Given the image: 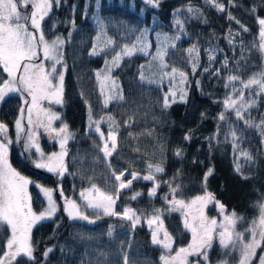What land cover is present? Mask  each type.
<instances>
[{
	"label": "trees",
	"instance_id": "trees-1",
	"mask_svg": "<svg viewBox=\"0 0 264 264\" xmlns=\"http://www.w3.org/2000/svg\"><path fill=\"white\" fill-rule=\"evenodd\" d=\"M260 15L264 0H52L41 28L45 39L64 41L62 103L55 107L56 124L67 126L69 138L65 171L58 175L31 164L19 143L8 137L10 127L9 163L19 173L73 198L90 184L103 188L112 183V172L143 173L148 162L163 171L155 175L158 187L151 197L150 181L141 178L118 189L117 207L128 206L139 217L132 228L114 215H86L91 220L74 222L57 198L55 214L32 226L34 259L18 256L9 264H93L97 254L109 258L116 254L115 243L122 236L126 241L128 233L127 250L137 253V264H160L161 249L150 242L143 218L157 215L173 248L185 246L190 238L178 212L168 207L173 188L178 198L204 191L213 194L215 199L205 206L208 214L216 215L215 206L225 215L235 213V231L250 236L248 230L264 204V91L256 85L244 88L241 81L246 84L264 75ZM165 37L179 39L165 41ZM125 46L131 55H124ZM158 49L166 50L162 59H154ZM118 54L119 61L113 63ZM170 92L176 93L175 100L170 98L165 108L164 97ZM241 92L244 100H253L238 119L225 101L239 100ZM182 93L186 102L180 100ZM20 103L17 94L6 95L0 101V123L9 125ZM220 114L226 119L220 120ZM92 127H98L103 137L110 132L116 136L107 162ZM210 168L212 174L205 180ZM28 189L31 205L42 208L37 188L30 183ZM10 238V227L0 225V256ZM49 248L52 251L45 256ZM260 251L256 250L253 264ZM206 254L210 264L228 258L216 242Z\"/></svg>",
	"mask_w": 264,
	"mask_h": 264
},
{
	"label": "snow or ice",
	"instance_id": "snow-or-ice-1",
	"mask_svg": "<svg viewBox=\"0 0 264 264\" xmlns=\"http://www.w3.org/2000/svg\"><path fill=\"white\" fill-rule=\"evenodd\" d=\"M58 3L59 0H56ZM152 2V0H149ZM215 3V0H213ZM31 6V12H22L20 9L28 8ZM52 6V0H0V70L7 74L8 79H0V101H3L5 96L9 93L27 94L30 97L29 100H25V104L29 105L26 108L28 114V124L33 123V110L35 109L36 118L38 123H42V118L47 119L48 123L44 125L47 129H51L52 132H56V135L60 139V153H53L51 156L44 157L43 153L40 154L39 161L35 163V167L38 169H47L49 172H55L58 175H63L65 166L63 158L66 155L64 151V145L68 139L67 126L59 129L51 127L52 121L58 120L59 116L53 113L50 109H44L40 106L41 101H49V103H62V93L64 84V74L60 70L65 67L61 49L64 41L57 37L56 40L51 42L45 40L43 30L41 28V21L48 15ZM220 11L224 10L222 4L215 5ZM261 26L260 37L264 40V18L258 20ZM177 27L182 31V25L179 20L176 21ZM170 39H179V37H165V41ZM174 47V45H172ZM193 49H189L191 53ZM42 52V57L40 53ZM124 55H131V49L127 46L123 49ZM93 54L96 53V49H93ZM166 54L165 49H158L154 59H162ZM120 55L114 57L113 63L119 61ZM45 61L49 62L47 65ZM176 69H172V73H176ZM193 72H195V64L193 66ZM99 75V74H98ZM180 77L185 78V73L180 72ZM231 79H236L232 77ZM244 88L258 86L264 91V75L259 79L252 78L246 84L243 83ZM176 93L170 92V95L164 97V107H169V99L175 100ZM180 100L186 102V94L180 95ZM244 96L242 92L239 94V102L234 99H228L225 101L226 107L232 108L236 112L238 119H243L241 114L244 105ZM252 105L249 104L248 107ZM25 109H22L23 112ZM204 115L203 113L201 114ZM220 120H225L224 114H220ZM247 123V121H246ZM264 125V122H262ZM16 128L19 131L21 128V120L16 121ZM97 131L99 128L97 127ZM0 133H5L3 139H0V225L10 227L11 238L7 240V250L0 256V264H9L10 261L15 260L18 256H27L29 259H34L33 248L30 243V232L32 226L40 220H44L45 216H52L56 212V204L52 199L51 191L48 189H41L45 196L48 198V208L46 213L39 215L32 211L30 206V196L28 193V185L30 180L21 175L8 161V144L10 141L6 135V125L0 123ZM233 140L237 139L235 131L231 132ZM109 138L112 140V148L116 147V138L111 132ZM188 137L186 136L185 139ZM31 147H36V152H40L38 146L35 145L32 135L27 137L25 144V151H28ZM105 156L111 155L108 150V145L105 144L103 148ZM180 155L179 152L176 153ZM248 154L245 153V156ZM250 158V157H249ZM149 171L160 173L163 168L156 166L154 169L149 166ZM240 171L239 168L236 169ZM212 174V169L205 174V180L207 176ZM131 179L124 182L122 177H125V173L121 172L115 179L119 181V189L126 188L131 185L132 181L139 179L135 173H129ZM142 179L146 181L154 180L153 175H145ZM158 187V185L156 186ZM156 187L149 192V195H155ZM94 191L99 192L94 188ZM176 189L173 188L172 195L173 200L170 201L172 210L182 211L184 209H191L195 207L194 211L186 213L191 216V223L185 220V227L190 228L192 232V243L188 248H180L175 256L169 257L161 256L163 264H188V256L191 254H198L207 260L206 251L211 246L213 234L218 232L219 242L225 247L239 248L240 262L239 264H253V258L256 256V250L259 248L264 252V204L260 205V215L257 220L252 222V227L248 230L251 238L245 242L242 233L235 232V224L238 217L235 213L231 215H224L223 222H218L216 219L209 220L203 213V207L209 201L215 199L213 194L206 193L205 196L195 197L190 204L184 200L175 199ZM81 195H84L83 193ZM115 200L112 195H107L103 192H99V195L93 199L87 201V207L99 210L103 215H118L113 211V205ZM218 203V202H217ZM69 217L80 218L88 220L87 216L82 215L77 208L75 201L66 200ZM223 210V205H220ZM131 213V214H130ZM123 217L127 220L135 221L138 219L135 213L130 209L123 210ZM94 222V221H93ZM154 221H149L153 223ZM153 243L161 244L162 241L157 238V233L153 232ZM164 242L162 246L164 249L169 250L171 248V238L165 231L163 233ZM52 249H48L44 255L47 256L48 252ZM259 264H264V255L259 258Z\"/></svg>",
	"mask_w": 264,
	"mask_h": 264
},
{
	"label": "rangeland",
	"instance_id": "rangeland-1",
	"mask_svg": "<svg viewBox=\"0 0 264 264\" xmlns=\"http://www.w3.org/2000/svg\"><path fill=\"white\" fill-rule=\"evenodd\" d=\"M22 12H31L32 11V8L31 6H29L28 8H23L21 7L20 9ZM261 18H264V15H260L258 17V20L261 19ZM259 28H260V31H261V26L259 25ZM261 38V37H260ZM57 39V38H56ZM56 39H45L49 42L53 41V40H56ZM261 42H262V46H263V59H264V40L261 39ZM41 57H42V52L40 53ZM49 62L45 61V64L47 65ZM61 70V69H60ZM0 79H3V80H7L8 77H7V74L4 73L2 70H0ZM26 98L24 97H21V100H25ZM232 99V98H231ZM234 100H237L239 102V100L237 98H233ZM27 100L30 101V97H27ZM253 99L248 97L247 99H245L242 103L244 105V108L247 107L251 101ZM57 104L56 103H49V101L45 100V101H41L40 102V106L44 109H50L53 113H55L57 116L58 115V111L56 110V106ZM29 105H26L25 106V120L28 122V114H27V111H26V108L28 107ZM21 111V110H20ZM20 111L18 113V116L15 118V121H14V127H15V131L17 130L16 128V121L18 119H20ZM55 120L52 121V124L51 125H55L54 124ZM262 122H264V119L262 120ZM262 122H261V125H262ZM56 130H59L61 128H63L59 123H58V126L55 125L54 126ZM262 127L264 128V125H262ZM42 129V128H41ZM91 130V134H94L98 140L100 141V144L98 146V149L100 150L102 156L104 157V161L107 162V158L104 154V151H103V148H104V145L107 144L108 145V150L110 151L112 149V140L109 138V133L107 134V136L103 137L101 132L100 131H97V128L96 127H92L90 128ZM20 132V131H19ZM18 131L16 132V137L19 133ZM50 129H47V128H44L43 130V133H44V136L48 139H55L57 141L56 145H53V147L51 148V150L49 152H42L41 149H40V152H36V148L35 150H33V158H31V164H33L35 166V163L39 161V158H40V154L43 153L44 157H48V156H51L53 153H60L61 151V147H60V139L59 137H55V135L52 133L50 134ZM4 136V133H0V136ZM115 135V134H113ZM116 138V136H115ZM69 138L67 139L65 145H64V151L66 152V149H67V142H68ZM27 140L25 138H23V145L25 147V144H26ZM51 145V144H50ZM53 149V150H52ZM30 154V153H29ZM64 161V160H63ZM149 166H152V168L154 169L156 166H160L156 163H151V162H148L145 164V167H146V170L143 172V173H138L137 171H121L125 174H127V177L125 178H122L124 180L125 183H127V180L128 179H131V176H129L128 174L129 173H135L137 174L138 177H142L145 176V175H153L154 176V180L150 181V185L148 187V191H147V195L149 197H151L149 195V192L153 189V187L156 186L157 182L155 180V175L157 174L156 172L154 171H149ZM13 167V166H12ZM161 167V166H160ZM46 171H48L47 169H44ZM112 172V171H111ZM121 172H118V173H114L112 172V183H108L107 185H105L103 188L102 187H97L96 185L94 184H90L89 186L87 187H84V188H80L76 191V197L73 198V197H65L63 196L60 192H59V189L57 187H52L51 185H48V184H42V183H39L37 181H35L34 179H31L29 176L27 175H24L22 173H20L21 175L25 176L26 178H28L30 180V183H32L38 190V192L40 193L41 197L43 198V207L42 208H39V209H35L32 205H31V202H30V206L32 208V211L39 215L41 213H46V210L48 208V198L47 196H45L44 192L41 190V189H48L51 191V194H52V199L53 201L55 202L56 204V210H57V207H58V201H57V198L59 200V203H60V206L62 208V210L66 213L67 217L72 220V221H82L83 219H80V218H71L69 217L68 215V212L66 211V208H67V204H66V200H72V201H75V203L77 204V208H78V211L84 215V216H105L103 215L99 210H96V209H92V208H89L87 207V201L89 199H93L95 196L99 195V192H103L107 195H112L113 196V199L115 200V203L113 205V211H115L118 215H114L115 217H117L119 219V221H122V222H127V224L130 226V228L133 227V221H130V220H127L123 217V210L124 209H130L132 210L130 207L128 206H118L117 207V202H116V194H117V191L119 189V181H117L115 179V177L117 175H120ZM55 173V172H53ZM57 174V173H55ZM29 186V185H28ZM113 186V188H112ZM94 188L95 189H98L99 192H96L94 191ZM112 188V189H111ZM28 190V193H29V189ZM56 192V196H55V193ZM84 194V195H81V194ZM206 191L198 194V195H195V196H192V197H189V198H178V197H175V199H178V200H184L186 203H189L197 196H205L206 195ZM153 196V195H152ZM173 198L169 199L168 201V207L172 210V205L170 203V201H172ZM211 201H209L208 203H210ZM206 203L203 207V213L204 215L209 219H216L218 222H223V217L225 215V213H222L217 206H215L216 208V215L214 214L213 216H211L210 214H208V212L206 211V205L208 204ZM195 207H199V205H196V206H193L191 209H184L182 211H177L178 214H179V218L184 226L185 229L188 230L189 234H190V238H189V242L185 245V246H182L183 248H188V246L192 243V232L190 230V228H186L185 227V220L187 219L189 223H191V216L190 215H187L186 216V213H188L190 210L191 211H194L195 210ZM176 211V210H175ZM132 212H134L132 210ZM131 214V213H130ZM136 217L137 214H135ZM51 217V216H50ZM46 218H49V216H45V219ZM90 218H88L89 220ZM91 220V219H90ZM139 217L138 219L135 221V224H138L139 223ZM143 223L144 225L146 226V229L148 230L149 232V239H150V242L153 243V236H152V233L153 232H156L157 233V238L160 239L162 241V243L164 242V236H163V233L166 231L164 226H163V223L161 221V219L157 216V215H150L146 218H143ZM149 221H154L153 223H149ZM236 232V231H235ZM125 233V232H124ZM125 236H122L117 243H115V249H116V254L115 253H112L110 258L106 255V254H97L98 258H97V261L95 262V260L93 261V264H137V258H136V254L134 251H128L127 248H128V244H129V237H130V233H128L127 235V238H126V241L125 239H123ZM251 238V236H248L247 238L244 237V240L245 242H247L249 239ZM216 242L218 244V246L220 247V250H221V253H224L223 255H226L228 256V258L226 260H223L221 262H216V263H211V264H239L240 262V251H239V248H233V247H225L223 245L220 244L219 242V235H218V232L214 233L213 234V239H212V242ZM162 243L161 244H155L157 246L160 247L161 249V254H160V264H163V262L161 261V256H165L166 258L169 257V253L171 256H175L176 252L182 248V247H179V248H173L172 247V241H171V248L169 250H166L163 248L162 246ZM154 244V243H153ZM113 246V244H112ZM227 248V249H226ZM209 248L207 249H204L203 251H207ZM261 255H264V252L260 251V254L258 256V258L256 259V261L254 262V264H259V258ZM188 264H210L207 262V260H205L202 256H199L198 254H191L188 256ZM203 259V261H201ZM142 264V262H141Z\"/></svg>",
	"mask_w": 264,
	"mask_h": 264
},
{
	"label": "flooded vegetation",
	"instance_id": "flooded-vegetation-1",
	"mask_svg": "<svg viewBox=\"0 0 264 264\" xmlns=\"http://www.w3.org/2000/svg\"><path fill=\"white\" fill-rule=\"evenodd\" d=\"M15 94H17L20 98L24 97L27 99V97H28L27 94H23V95L20 93H15ZM25 100H23V101L21 100L19 111L22 109H25V106H26ZM19 111L17 112V114L15 115V117L13 118V120L10 122L9 125L4 124V125H6V133H7L8 127H10V129H11V137L8 136L7 134L6 135L9 138H11L12 141L16 140L19 143L20 152L22 154L28 155L30 158H33V150H35L36 147H31L28 151H25V147L22 143L23 138H25L27 140V137L29 135H32L33 140L35 141V145L38 146L42 152H49L51 150V148L53 147V145H56L57 141L55 139H52V140L49 138L47 139L44 136L43 130H44V128H46L44 125H46L48 123V121H47V119L42 118V123H38L37 118H36L35 109L33 110V123L31 125H29L28 122L25 120V111L23 112V114L20 111V120H21L22 130L18 133L17 137L15 136L16 132L18 130L15 131L14 121H15V118L18 116ZM54 124L58 126V124H56V120H55ZM55 125H51V127L55 129V127H54ZM50 131H51V129H50ZM58 131L59 130H57V132ZM52 133L55 135V137H58L56 135V132L51 131L50 134H52ZM4 136H5V133H4ZM0 139H3V138L0 136ZM11 140H9V141H11ZM45 145L48 147L47 150L44 149Z\"/></svg>",
	"mask_w": 264,
	"mask_h": 264
},
{
	"label": "water",
	"instance_id": "water-1",
	"mask_svg": "<svg viewBox=\"0 0 264 264\" xmlns=\"http://www.w3.org/2000/svg\"><path fill=\"white\" fill-rule=\"evenodd\" d=\"M54 194L56 195V192Z\"/></svg>",
	"mask_w": 264,
	"mask_h": 264
}]
</instances>
